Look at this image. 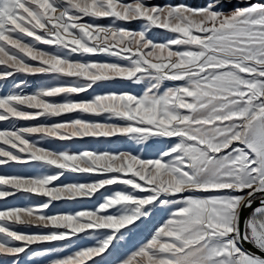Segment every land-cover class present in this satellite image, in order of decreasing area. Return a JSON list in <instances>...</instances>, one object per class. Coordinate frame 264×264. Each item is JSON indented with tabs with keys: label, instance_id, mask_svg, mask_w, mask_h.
Wrapping results in <instances>:
<instances>
[{
	"label": "snow or ice",
	"instance_id": "1",
	"mask_svg": "<svg viewBox=\"0 0 264 264\" xmlns=\"http://www.w3.org/2000/svg\"><path fill=\"white\" fill-rule=\"evenodd\" d=\"M133 23L141 27H127ZM154 30L168 39L155 41ZM17 74L76 83L0 94V122L72 113L115 122L0 129V166L49 170L0 173V201L39 198L0 209V264H24L29 253L33 264L50 255V264H100L158 213L167 218L118 264H264V0H0V88L12 80L22 89ZM117 80L142 85V94L69 99ZM34 136L130 137L161 147L146 159L52 150ZM68 173L94 178L64 182ZM110 186L122 187L93 209L49 214L54 202L90 199ZM92 234L94 244L60 255Z\"/></svg>",
	"mask_w": 264,
	"mask_h": 264
},
{
	"label": "rangeland",
	"instance_id": "2",
	"mask_svg": "<svg viewBox=\"0 0 264 264\" xmlns=\"http://www.w3.org/2000/svg\"><path fill=\"white\" fill-rule=\"evenodd\" d=\"M154 3H160L163 2V0H152ZM103 24L110 23L109 20L105 19L102 21H99ZM129 28L133 29H139L141 25L139 23H133L127 25ZM169 34L165 30H154L152 33V38L157 42H164L166 39H168ZM41 47L45 50H53L51 46L48 45H41ZM82 57H79L78 55L73 56V59H81ZM88 57H83V59H87ZM95 59L99 60H105V59H112L105 56H98L95 57ZM16 82H19L21 80L26 81V85L22 89H16L12 87V80L8 82V86L6 88H0V94H7L11 91H22L26 94H30L37 90L40 86H51L56 84H71L76 83L75 80L65 79L60 80L58 78H51L48 76H26L22 74H17L13 78ZM171 86V85H169ZM124 91H131L135 94H142L143 86H137L132 84L131 82L127 81H113V82H103L99 86L95 87L94 89L90 90L88 93L80 94L78 97H69V99L75 98V99H90L92 96L96 94H102L106 92H124ZM57 102H60L63 97H57L53 98ZM75 118H84V119H90V120H99L101 122H115V121H109L106 116L104 117H93V116H81V114L78 113H72L67 114L61 117H41L37 121H5L0 122V129H9L13 126L16 127H22L27 126L30 124H52V123H59L66 120H71ZM34 142H38L43 147L51 146L52 144H70V149L73 151H80L81 147L89 149V147H93V150H104L107 149L110 152H127L131 151L134 154L140 155L143 158H155L159 148L161 147L160 144L153 143L151 141L147 142L146 144H137L135 141H133L130 137H119V138H83V139H74L72 141H49L47 139H41L38 136L32 137ZM78 144H82L81 146ZM91 144H95V146H91ZM102 144L103 146L99 145ZM166 147V145H164ZM73 147V148H71ZM34 165H15L12 164L10 166H0V173L6 174V175H30L34 174L32 171V167ZM94 178V177H93ZM91 178H87L88 181H90ZM118 187L122 186H110L109 189H101L99 193L96 194V196L93 197L91 201V205L84 204V207L86 209H93L95 208L98 203L102 201V194L108 195L113 190H117ZM28 201L33 202L34 198H30L29 195H18L15 197H9L5 201H0V209L5 208H11V207H18L19 204L27 205ZM92 207V208H90ZM167 218V213H158L155 215L152 219L145 221V223L141 226L140 229L136 230V232L133 233L132 238L130 240H126L125 242L121 243L116 252H114L112 255L105 254V260L100 261V258H95L97 261H100V264H118L119 258H124L127 255H129L132 251L136 249V247L139 246L140 243L144 242L151 234V232L154 230L155 227H158L161 223L164 222V220ZM22 231L26 232H36L38 231L35 228H23ZM96 242V234L89 235L87 237H82L79 240H76L74 243L70 245L63 246L65 250L60 253V255H68L72 252L78 250L81 247L92 245ZM62 246V245H57ZM33 248L36 251H43L41 247L33 246ZM30 253L29 255L24 257V264H33V259H30ZM52 258H55V256H40L34 258L35 264H50V260ZM89 264H93V262H89Z\"/></svg>",
	"mask_w": 264,
	"mask_h": 264
},
{
	"label": "crops",
	"instance_id": "3",
	"mask_svg": "<svg viewBox=\"0 0 264 264\" xmlns=\"http://www.w3.org/2000/svg\"><path fill=\"white\" fill-rule=\"evenodd\" d=\"M78 145L81 146L82 144H78ZM91 146H95V144H91ZM100 146H103V145L100 144L99 147ZM46 148H49V149H52V150L73 151V150L70 149V144H66L65 146H64V144H52L51 146H48ZM71 148H73V147H71ZM92 148L93 147H89V149H87V148L81 147L80 151L93 150ZM76 151H73V152H76ZM93 151H108V150L107 149H104V150H98L97 149V150H93ZM32 171L34 172L35 175H39V174H42L43 172H46V171H49V170L45 169V168H42V167H37V166L34 165L32 167ZM30 175H33V174H30ZM91 176L93 178L92 174L68 173V174H66V179H64V182H88L87 178L90 179ZM18 195H21V194H18ZM24 195L27 196V194H24ZM30 198H33V197L30 196ZM92 199H93V197L90 198V199H83V200L74 201V202H64V201L54 202L53 207L49 210V214H56V213H62V212H74V211H79V210L86 209L84 207L85 203L89 204V206H93V205H91ZM38 203H39V198H34L33 202L28 201L27 205L26 204L25 205L19 204L18 207L34 206V205H36ZM90 208H92V207H90Z\"/></svg>",
	"mask_w": 264,
	"mask_h": 264
}]
</instances>
